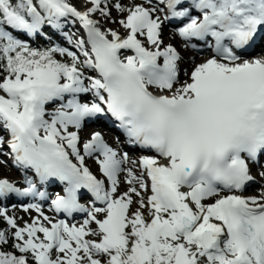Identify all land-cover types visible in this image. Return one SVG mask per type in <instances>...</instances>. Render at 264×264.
Masks as SVG:
<instances>
[{"label":"snow or ice","instance_id":"6c2138e0","mask_svg":"<svg viewBox=\"0 0 264 264\" xmlns=\"http://www.w3.org/2000/svg\"><path fill=\"white\" fill-rule=\"evenodd\" d=\"M112 8L124 35L93 18L110 19ZM68 17L86 33L75 41L65 34L79 55L33 48L9 30L33 35L45 24L62 28ZM177 18H187L172 33L185 47L214 39L213 55L185 70L184 81L181 53L163 40L165 21ZM262 42L264 0H82L79 8L69 0H0V132L7 134L0 155L33 173L23 188L0 178V199L44 198L37 184L55 179L63 194L51 201L54 210L86 213L79 225L54 222L28 204L23 210L39 215L21 227L0 208L10 229L0 230V264H264V185L259 195L237 194L264 180V54L250 55ZM100 117L153 154L133 160L100 131L81 148L85 122ZM85 189L101 206L79 202Z\"/></svg>","mask_w":264,"mask_h":264},{"label":"bare ground","instance_id":"6f19581e","mask_svg":"<svg viewBox=\"0 0 264 264\" xmlns=\"http://www.w3.org/2000/svg\"><path fill=\"white\" fill-rule=\"evenodd\" d=\"M81 2H82V0L80 1V2H78V4H76V5H74V6H76V7H80L81 6ZM93 18L94 19H97V20H99L100 21V24H101V28H102V30H107V29H109L108 27L109 26H107L106 24V22L107 21H114V19H108L107 21L104 19V17H102L101 15H99L98 13L96 14V13H94L93 14ZM71 19V18H70ZM72 19L74 20L75 18L74 17H72ZM72 20V21H73ZM181 20H184V18H180V21ZM72 21H70L69 20V17L66 19V20H64V21H62V24H63V27H62V29L63 28H67L68 30H70V32H75V33H77V35L79 36V38L80 37H84V36H86V33H85V31H84V29H83V27L81 26V24L79 23V21L77 20L75 23H73ZM167 23L166 24H168L169 26H170V28H176V26H178L179 25V23H177V24H171V23H169L168 21H166ZM118 23V22H117ZM58 29V28H57ZM58 30H60V28L58 29ZM113 30H116V31H118V32H120L122 35H124L125 34V30L123 29V28H113ZM42 33V32H41ZM164 33H165V36H163V40H164V44L165 45H167V44H169V43H171V44H173V46H175L176 48H177V50L181 53V56H183V57H185L186 55H188V53H193L194 55H197V57H198V63H200V62H202V61H204V60H206L207 58H210V54L208 53V51H203L202 49H199V50H201V51H203V52H206V54H207V56H205V57H201V55L200 54H198V53H201L200 51H197V50H195L194 48H192V44L193 43H196L195 41H193V39L191 40L193 43L192 44H189V47H185V45H183V44H179V43H177L175 40H173L172 38H171V36H170V34L169 33H167L166 34V31H164ZM71 34V33H70ZM178 37V36H177ZM179 38V37H178ZM181 38H179V40H180ZM181 40H183V39H181ZM203 43V42H202ZM204 44V43H203ZM262 44H264L263 42L261 43V44H257L256 45V48H258V49H262ZM123 52H130V53H132V51L131 50H124ZM190 53V54H191ZM133 54V53H132ZM260 54V53H259ZM161 62H162V58H161ZM194 67V63H190L189 64V66H188V64H187V67L185 68V70H187L188 72H190L191 70V68H193ZM185 70L184 71H181V73H180V75H181V77H183V76H185L184 75V72H185ZM190 70V71H189ZM187 79V78H186ZM86 97V100H90L91 99V96L89 95V96H82L81 97V100H84L83 98H85ZM58 102V101H57ZM98 120V118H96V119H93V120H88V121H86L85 122V125H84V127L81 129V131H80V135H81V141H80V146H81V148H82V144H83V142H84V140H86L87 138H88V132H89V128H90V126H96V124H95V121H97ZM97 127V126H96ZM98 128V127H97ZM73 130V129H72ZM107 132V131H106ZM0 135H5V137L7 136V134L6 133H3V132H0ZM105 138V137H104ZM105 140L112 146V147H114V148H116L117 150L118 149H121V147H120V144H116L117 142L114 140V142H116V143H114V142H110L109 140H107L106 138H105ZM113 141V140H112ZM120 147V148H119ZM4 149L6 150V145H5V147H4ZM4 150V151H5ZM121 150H124V149H121ZM130 149H126L125 151H129ZM7 151V150H6ZM139 156H140V153H139ZM137 158V157H136ZM4 160V161H7V163L8 164H10V166L11 167H8L7 165H6V163H3V164H0V178L1 177H3V178H7V179H9L10 181H12V182H14L15 184H16V186L17 187H21V188H23V187H27V184L25 183V177H20L21 175V170L19 169V168H17L16 166H14L13 165V163H12V161L10 160V158L8 157V156H6V155H0V160ZM92 166H95V167H98V165H96L95 163H94V161H92ZM262 165H264V162L263 163H261ZM130 166V165H129ZM255 167V166H254ZM139 171V168L137 167V172ZM253 173H254V175H256L258 178H259V176H258V166H256L254 169H253ZM105 180H106V178H104ZM260 179V178H259ZM121 180H123V175L121 176ZM262 181H264V180H262ZM108 185H107V181H106V187H107ZM258 189H259V187H255V190H254V193L253 194H251L252 196H254V195H259V192H258ZM47 190V189H46ZM126 190V185L125 184H121L120 185V187H119V189H118V193L117 194H119L120 192H123V191H125ZM38 191H40L39 189H38ZM143 195H145V193H142ZM149 194V193H148ZM222 194H228L227 192H224V193H222ZM237 194H241V195H243L242 193H240V192H237ZM248 196H250V195H248ZM42 199L43 198H40V197H32V196H28L27 197V200H25V201H20L17 197H16V194H10L9 195V197H7V198H4V199H0V204H2V206H4V209H6V211H7V214L9 215V216H12V217H16V216H19V218L21 219L20 221H28L29 223L32 221V219L34 218V217H36V216H38L39 214L35 211V209H31L30 211H28V212H25L24 210H23V206L20 204V203H26V205H28V204H34V203H37V204H39L40 205V207H41V210L44 212V214L45 215H47V216H49L50 218H51V214H50V212L48 211V209L46 208L47 207V202H44V201H42ZM209 202H211V201H209ZM135 207H136V205L135 204H133V206H132V210H135ZM16 214V215H15ZM15 215V216H14ZM52 219V218H51ZM93 227H95V225H93Z\"/></svg>","mask_w":264,"mask_h":264},{"label":"rangeland","instance_id":"374dc122","mask_svg":"<svg viewBox=\"0 0 264 264\" xmlns=\"http://www.w3.org/2000/svg\"><path fill=\"white\" fill-rule=\"evenodd\" d=\"M81 0H69V2L70 3H72L73 5H76V4H78V2H80ZM120 2H122L123 4H125L126 6L127 5H130V4H132L133 3V0H120ZM135 2H143V0H135ZM97 14V13H96ZM99 14V13H98ZM159 15H161V18L163 19V14L162 13H158ZM100 15V14H99ZM122 17V14L121 13H119L117 10H115L114 8H112L111 9V16H110V19H114V21H107L106 23V25L107 26H109L108 28H111V29H113V28H122L120 25H119V23H117L118 21H119V19ZM72 19V17H69V19ZM70 19V20H71ZM167 22L165 21V24L163 25V36H165V33H164V31H166V34L167 33H169L170 34V36H171V38L173 39V40H175L177 43H179V44H183V45H185V42L184 41H182L181 39L179 40V38L178 37H173L172 36V33L174 32V28H170L167 24H166ZM10 31H11V29H9ZM65 33H71L69 36H71L72 37V39H73V41H75V39H77V38H79V36L77 35V33H75V32H70V30H68L67 28H63L62 29ZM16 32L17 33H19V34H23V36L25 37V38H22V36H21V38H19V39H22V40H24L25 42H27L29 45H32V46H35V45H38V44H40L41 42H46V41H48V40H50V37L48 38L46 35L44 36L42 33H41V31L39 32V33H37V34H33V35H29L28 36V34L27 33H22V32H20V31H17L16 30ZM13 33H14V31H13ZM53 39H55V37L53 38ZM141 39H143V38H141ZM57 40V39H56ZM53 41H55V40H53ZM58 41V40H57ZM67 41H68V39H67ZM262 45H264V44H262ZM63 47L64 48H68V49H70V50H72V51H74L75 50V47H74V44H72V43H69V41H68V46H66V45H63ZM62 47V48H63ZM189 47V46H188ZM262 47V49H260L259 50V53L260 54H264V46H261ZM201 53H198V54H200L201 55V57H205V56H207V54H206V52H203V51H200ZM191 53V52H190ZM188 53V55H186L185 57H183V60L180 62V68H181V71H184L185 70V68L187 67V64H188V66H189V64L190 63H194V64H198V57H197V55H194L193 53ZM79 54V53H78ZM194 57V62H193V60L191 59V58H193ZM81 59H83V57H81ZM192 69V68H191ZM190 69V70H191ZM189 70V71H190ZM86 75H91V72H86ZM186 76H183V77H181V75H180V79H181V81H184V80H186ZM66 101V100H65ZM64 101V102H65ZM59 103H61L60 101H58V102H56L55 104H49L48 105V108H49V110H51V109H53L54 107H57L58 105H59ZM97 127L96 126H90V128H89V132H88V138H89V134L94 130V129H96ZM99 128V127H98ZM73 130H75V129H73ZM104 135H105V138L108 140V138H110L109 139V141L110 142H114V135L112 134V133H110V132H106V131H104ZM113 140V141H112ZM115 143V142H114ZM7 148V147H6ZM5 150V149H4ZM118 151L119 152H121V153H123V152H127L128 153V155L133 159V160H135L136 159V157H139V153L138 152H136V151H134V150H129V151H125V149L124 150H121V149H118ZM140 155H142V154H140ZM143 155H152V154H149V153H147V154H143ZM3 160V159H2ZM92 159L91 158H86V164H87V166H89V168H90V170L92 171V173L94 174V175H96L98 178H104L103 176H102V174L101 173H99V171H98V167H95V166H92ZM6 165L8 166V167H11L10 166V164H8V163H6ZM255 167H253V166H251V168H250V170H251V174L253 175V176H256V175H254V173H253V169H254ZM136 171H137V168L135 169ZM257 177V176H256ZM1 178H3V177H1ZM257 180H259V178L257 177ZM261 185H264V181H262V180H260V183H254L253 185H251L250 186V188H248V189H246V190H244V191H242V192H240V193H242L243 195H245V196H248V195H250V196H252L251 194H253L254 193V190H255V187H261ZM148 195V193H145V196H147ZM22 206H26V203H20ZM0 208H4V206H2V204H0ZM16 215V214H15ZM14 215V216H15ZM15 219H16V221H17V224L19 225V226H23L24 225V222L26 221H20L21 219L19 218V216H16V217H14ZM86 218V217H85ZM84 218V219H85ZM84 219H82L81 221H76V222H72V224H81L82 222H83V220ZM28 222V221H27ZM5 229H9V226L7 225V222L2 218V217H0V230H5ZM10 230V229H9ZM41 236H42V234H40ZM90 238H93V237H90Z\"/></svg>","mask_w":264,"mask_h":264},{"label":"trees","instance_id":"16d2710c","mask_svg":"<svg viewBox=\"0 0 264 264\" xmlns=\"http://www.w3.org/2000/svg\"><path fill=\"white\" fill-rule=\"evenodd\" d=\"M30 46L33 47V48H38V49H46V48H51V47H60V45L54 44L51 40L47 41V42H41L40 44L35 45V46H32V45H30ZM56 58L57 59H61V60H66L67 59L66 57H60L59 54L56 55ZM6 247L10 248V244L8 246H6Z\"/></svg>","mask_w":264,"mask_h":264}]
</instances>
